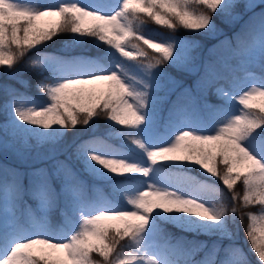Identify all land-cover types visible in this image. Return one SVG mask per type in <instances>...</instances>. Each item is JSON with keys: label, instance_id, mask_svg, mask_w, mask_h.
Wrapping results in <instances>:
<instances>
[{"label": "snow or ice", "instance_id": "1", "mask_svg": "<svg viewBox=\"0 0 264 264\" xmlns=\"http://www.w3.org/2000/svg\"><path fill=\"white\" fill-rule=\"evenodd\" d=\"M237 7L0 0V69L15 81L0 82L11 133L0 134V157L32 161L22 172L0 160V264H253L249 253L264 264V0H248L234 42L207 57L196 36L144 28L215 38L213 16L234 22Z\"/></svg>", "mask_w": 264, "mask_h": 264}, {"label": "trees", "instance_id": "2", "mask_svg": "<svg viewBox=\"0 0 264 264\" xmlns=\"http://www.w3.org/2000/svg\"><path fill=\"white\" fill-rule=\"evenodd\" d=\"M43 2L45 3H55L58 2V0H43ZM248 0H236V3L239 5V7L235 8L233 10V15H237V19L234 22L231 23H226L225 22V18L220 17V16H213V21L217 26L218 32L216 34L215 38H211V37H202L200 36L198 33H190L185 31L182 28H179L176 30L175 33L170 32L168 29L166 28H162L159 27L157 25H155L151 20H148L147 24L144 26L145 29H151L154 30L156 32L162 33L164 36H168V35H177V36H182V37H188V36H196L197 39H199L201 45H202V54L207 57L208 53H207V49L211 48L213 45L218 44L220 40H225V39H229L232 40L234 42V36L236 33L240 32L242 27L245 25V23L248 21L249 17L252 16V12L250 11H246L243 7V5L245 3H247ZM254 11L256 13H259L261 11L260 7H257L256 9H254ZM67 40V34H65L64 36H58L57 38H55V40L53 42H51L56 49H63V44L64 42ZM82 51H87V52H95L96 49L92 48L90 45L86 46L84 49H81ZM27 59V58H25ZM24 61H21L20 64L17 65V70H19V72L23 75V78L26 80H30L32 82L33 85H35V81L37 79V77L35 76V73L29 71L27 68L23 67ZM164 69L171 71L173 75H176L175 70L174 69H169L167 65H164ZM4 70L0 69V82H6V83H10V84H15V81L8 79L6 76L3 75ZM47 75V73H46ZM18 86V85H17ZM28 94L36 97L38 95L35 87H32L31 89L28 90ZM173 99H175V97L173 96ZM209 101L211 103H216L217 99L214 98V95L210 94L209 95ZM6 113L4 111V107H3V103H2V98H0V134H3L5 132H8L9 129V124L7 122H5L4 117H5ZM103 123V122H102ZM101 131H103V128L101 127L100 129ZM74 133H76L77 135H79L80 137H86L88 135V133L83 129V128H78L76 130H73ZM8 134L10 135L11 133L8 132ZM72 137L70 136L69 139H71ZM115 143V141H114ZM61 159H63V157H61ZM0 160L2 161H6L8 164L13 165V166H17L20 168V170L23 172L26 168H28V165H24V164H20L19 162H17L15 160V158L10 155L7 154L3 157H0ZM191 175H195L198 176V178L200 179H205V176H201L200 175V170L198 167L192 166L191 171H190ZM207 180L209 182H214L219 188H221L223 190L224 193V197H223V202L226 204H231V192H228V190L226 188H224V186L220 183V181L218 180H214L211 177H207ZM98 187H100L102 190L106 191L107 189L105 188V186L103 184H98ZM235 191L239 192L242 194L243 192V186L241 184H237L235 187ZM237 206H239L238 202H237ZM242 211H251V212H258L259 211V206L256 207H249L247 209H242ZM239 215V214H238ZM53 224H58L59 221L56 220L55 218L53 219ZM247 221L244 222V224H241L239 220L236 221V225L231 226L233 228V231H237L238 232V236L237 239L235 241L236 244L240 245L241 247H243L245 250L248 249V244L246 241V237H245V232H244V228L246 226ZM169 231L179 235L180 233L178 232L177 229L175 228H169ZM201 239H209L206 236H202L200 237ZM124 244L127 243V241L122 242ZM249 256L252 258L253 260V264H256L255 262V257L254 254L249 253ZM96 259H99V257H94Z\"/></svg>", "mask_w": 264, "mask_h": 264}, {"label": "rangeland", "instance_id": "3", "mask_svg": "<svg viewBox=\"0 0 264 264\" xmlns=\"http://www.w3.org/2000/svg\"><path fill=\"white\" fill-rule=\"evenodd\" d=\"M256 2L259 3V0H256ZM237 9H238V8H237ZM212 95H213V94H212ZM214 98L217 99L215 95H214ZM10 155H11V154H10ZM15 160H16L17 162H19L20 164H24V165H28V166H30L31 163H32L31 159H29L28 161L18 160V159H15Z\"/></svg>", "mask_w": 264, "mask_h": 264}]
</instances>
